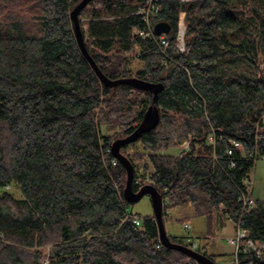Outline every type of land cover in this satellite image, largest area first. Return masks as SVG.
Segmentation results:
<instances>
[{
  "label": "trees",
  "instance_id": "1",
  "mask_svg": "<svg viewBox=\"0 0 264 264\" xmlns=\"http://www.w3.org/2000/svg\"><path fill=\"white\" fill-rule=\"evenodd\" d=\"M79 2L0 0V264H198L161 245L153 215L139 226L125 216L126 174L110 146L134 131L153 94L103 86L75 40ZM147 2L92 0L78 15L104 76L162 85L159 123L134 142L141 152H126L133 143L120 150L132 188L153 186L164 217L190 205L208 236L230 221L264 244V179L253 208L239 201L264 157V0H158L150 26H170L164 52L153 38H133ZM181 13L184 53L174 48ZM186 140L187 150L163 153ZM237 264L264 256L239 253Z\"/></svg>",
  "mask_w": 264,
  "mask_h": 264
},
{
  "label": "water",
  "instance_id": "2",
  "mask_svg": "<svg viewBox=\"0 0 264 264\" xmlns=\"http://www.w3.org/2000/svg\"><path fill=\"white\" fill-rule=\"evenodd\" d=\"M92 0H80V2L72 9L70 12V19L73 24V32L75 36V40L77 46L84 57V59L88 62L91 69L99 79V81L106 88H114L118 85H127L135 90L151 92L153 94L152 102L146 109L141 119V122L136 126L134 131L130 133L128 136L120 139H116L112 142L110 146V153L114 159H116L124 168L126 174L125 186L123 188V198L125 202L130 205L138 202L144 196H148L152 206V215L158 230V239L161 245L168 249L177 251L189 259L195 261L198 264H216L206 255L192 250L191 248L183 245L172 242L169 239V236L166 233L164 227V216H163V203L161 194L151 185L145 184L142 185L137 191H134L132 188V182L134 179L133 167L130 161L120 152L123 146L129 145L136 140H138L143 133L149 132L153 130L159 123V110L157 107V95L158 92L161 91V84H151L140 80L136 77L129 78H121L116 80H111L104 76L92 58L89 56L85 44L84 37L82 34V27L79 23L78 15L80 11L87 6L89 2ZM153 32L156 35L167 34L170 32V26L165 22H157L153 25Z\"/></svg>",
  "mask_w": 264,
  "mask_h": 264
},
{
  "label": "rangeland",
  "instance_id": "3",
  "mask_svg": "<svg viewBox=\"0 0 264 264\" xmlns=\"http://www.w3.org/2000/svg\"><path fill=\"white\" fill-rule=\"evenodd\" d=\"M11 1L16 2L17 0H11ZM18 1L20 2L21 0H18ZM181 1H189V0H181ZM183 16L184 14L181 13L179 17L181 18V22L179 20L177 39H176V44L174 47L175 50H177L179 53H184L186 51V48L184 46V39H183V46L181 48L178 42L180 24L183 25V30L185 29V25L183 22ZM81 20H82L81 21L82 30L84 31L85 30V24L83 23L84 19L82 18ZM164 35L166 37V34ZM256 62L260 63L262 61L257 60ZM259 66H260V69L262 70L263 64H260ZM139 68H140V62L137 61L136 59H133L130 65L131 71L135 72ZM135 97H136L135 94H133L132 98L134 99ZM141 148H142L141 143L133 142V144H131L127 148L126 152L128 154L130 153L134 154L135 152H141ZM177 152H179L178 148L171 147L163 153L164 154H176ZM143 160H146V158H143ZM134 162L136 165H140L142 163L141 161H136V160H134ZM251 178L253 179V194H254L255 199H257L261 196L262 183L264 179V162L263 161L258 160L255 163L254 170L252 171V174H251ZM8 190H10L16 198H19V199L22 198V194L18 188L12 186V187H9ZM127 207L130 212H132L135 215L141 216V217L152 215L153 213L151 202L148 196H144L138 202L134 204H130ZM176 218L179 220L176 221L175 220ZM184 224H188L190 226L188 231H185L183 229ZM204 226H205L204 218L193 216L192 207L190 205L172 209L171 211H169V214L166 217H164L165 230L171 235L183 238L184 243H188L190 241L189 239L187 240L186 237L193 238L194 241L197 243V245L200 246L201 252H206L208 254H214V255H216L218 251L222 252L223 254L215 257L216 264H221L223 262L226 263V262L231 261L232 254H233V248L227 243V238H226L227 236H229L228 234H230L232 231L231 222L227 221L223 232L213 237L212 239H208L205 237ZM50 250H51V246H46L44 248V252H43L44 258L42 259V262L44 263L47 262V258H48V254Z\"/></svg>",
  "mask_w": 264,
  "mask_h": 264
},
{
  "label": "built area",
  "instance_id": "4",
  "mask_svg": "<svg viewBox=\"0 0 264 264\" xmlns=\"http://www.w3.org/2000/svg\"><path fill=\"white\" fill-rule=\"evenodd\" d=\"M160 10V6L158 5V0H148L146 7L137 11V15L142 17V21L145 24L144 30H134L133 31V38H153L154 42H158L160 47L162 48L163 52L167 49L169 46V42L164 34L162 35H156L153 32V27L150 26V20L155 18L157 16V13ZM180 17V16H179ZM181 22V18H179ZM178 20V23H179ZM156 35V37L154 36ZM183 25L180 24L179 28V36H178V42L180 45V48L183 46ZM177 39V38H176ZM211 140V139H209ZM189 141H185L180 146V152L185 151L188 149ZM234 146H237L236 143H233ZM227 154H230V151H227ZM262 161H264V157H262ZM112 165H116V161L112 162ZM234 165V164H233ZM252 182H248L250 184L247 187V190L241 195L239 198V201H241L242 206L245 207L247 210L253 208L255 205V197L253 194V186ZM163 205L165 204V200L163 198L162 200ZM125 216L131 219L132 223L136 226H139L141 222V218L139 216H136L135 214H131L129 210H125ZM190 226L188 224L183 225V229L185 231H188ZM227 243L233 248V262L232 264H237V255L239 253H251L257 258H262L264 256V244H257L255 243L248 235V233L240 228L238 225H235L234 232L232 236L227 238ZM187 247L191 248L192 250H196L197 243L193 240Z\"/></svg>",
  "mask_w": 264,
  "mask_h": 264
},
{
  "label": "crops",
  "instance_id": "5",
  "mask_svg": "<svg viewBox=\"0 0 264 264\" xmlns=\"http://www.w3.org/2000/svg\"><path fill=\"white\" fill-rule=\"evenodd\" d=\"M176 148H178V151H180L179 149V147H176ZM168 150V149H167ZM178 153L179 152H177L176 154H171V155H178ZM185 207V206H184ZM175 209V208H174ZM172 210V209H171ZM171 210H169V211H171ZM169 211H168V213H167V215L169 214ZM192 213H193V209H192ZM194 216V215H193ZM176 221H178L179 219H175ZM204 223H205V221H204ZM227 223V222H226ZM232 224V223H231ZM226 226V225H225ZM225 226L220 230V231H214L215 232V234L214 235H212V236H208L207 235V230H206V225L204 226V233H205V237L206 238H208V239H212L213 237H215V236H217L218 234H220V233H222L223 232V230H224V228H225ZM234 228H235V226L232 224V231H231V233L230 234H228L229 236H231L232 234H233V232H234ZM166 233H167V235L168 236H170V237H175V238H181V237H176V236H173V235H171L170 233H168L167 231H166ZM229 236H227L226 238H228ZM200 247V246H199ZM219 250V249H218ZM206 253V252H205ZM207 255H213V256H219V255H221V254H223L222 252H220V251H218V253L216 254V255H214V254H208V253H206ZM232 262H233V254H232V259H231V261H229V262H223V263H221V264H232Z\"/></svg>",
  "mask_w": 264,
  "mask_h": 264
}]
</instances>
